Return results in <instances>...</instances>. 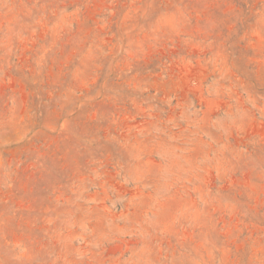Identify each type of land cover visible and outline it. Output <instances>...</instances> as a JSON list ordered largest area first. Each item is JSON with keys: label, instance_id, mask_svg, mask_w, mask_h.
<instances>
[{"label": "rangeland", "instance_id": "obj_1", "mask_svg": "<svg viewBox=\"0 0 264 264\" xmlns=\"http://www.w3.org/2000/svg\"><path fill=\"white\" fill-rule=\"evenodd\" d=\"M0 264H264V0H0Z\"/></svg>", "mask_w": 264, "mask_h": 264}]
</instances>
